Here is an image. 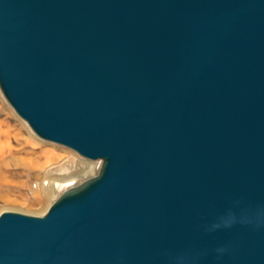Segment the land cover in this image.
Segmentation results:
<instances>
[{"label":"water","instance_id":"obj_1","mask_svg":"<svg viewBox=\"0 0 264 264\" xmlns=\"http://www.w3.org/2000/svg\"><path fill=\"white\" fill-rule=\"evenodd\" d=\"M0 93L101 160L0 264H264V0H0Z\"/></svg>","mask_w":264,"mask_h":264},{"label":"bare ground","instance_id":"obj_2","mask_svg":"<svg viewBox=\"0 0 264 264\" xmlns=\"http://www.w3.org/2000/svg\"><path fill=\"white\" fill-rule=\"evenodd\" d=\"M14 113L0 105V213L42 216L55 197L54 185L63 191L73 188L95 176L101 162L46 149ZM38 153L46 162H40Z\"/></svg>","mask_w":264,"mask_h":264},{"label":"rangeland","instance_id":"obj_3","mask_svg":"<svg viewBox=\"0 0 264 264\" xmlns=\"http://www.w3.org/2000/svg\"><path fill=\"white\" fill-rule=\"evenodd\" d=\"M0 105H3L6 109H9V110H11L14 113V111L8 105V103L5 101V99L3 98V96H2L1 93H0ZM14 116L16 117V119H18L19 121L23 122L26 125V127L29 129V131L31 132V134L37 139L38 142H40L42 144L43 147H45L48 150H51V151L55 152L57 155H65V154L69 153L70 155H73L76 159L82 160L84 162H89V163H96V162L100 163L101 162V160H87V159L79 156L75 152L71 151L70 149H67V148L62 147L60 145H57V144H54V143H51V142H47V141H43V140L39 139L37 136H35L34 133H32V131L30 130V128L28 127V125L22 119H20L15 113H14ZM37 157L40 160V162H46V159L43 158V156L41 154L38 153ZM89 178H91V177H88V178H85V179H89ZM53 187H54L53 188V193H54V196L55 197H54V199L51 200V203L54 200H56L58 198V196L63 192V190L59 186L54 185ZM1 205L2 204L0 203V206Z\"/></svg>","mask_w":264,"mask_h":264}]
</instances>
